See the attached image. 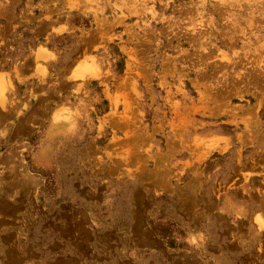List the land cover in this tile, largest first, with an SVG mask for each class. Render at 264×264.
I'll return each mask as SVG.
<instances>
[{
  "label": "rangeland",
  "instance_id": "374dc122",
  "mask_svg": "<svg viewBox=\"0 0 264 264\" xmlns=\"http://www.w3.org/2000/svg\"><path fill=\"white\" fill-rule=\"evenodd\" d=\"M0 74V264H264V0H0Z\"/></svg>",
  "mask_w": 264,
  "mask_h": 264
},
{
  "label": "crops",
  "instance_id": "0c3cea01",
  "mask_svg": "<svg viewBox=\"0 0 264 264\" xmlns=\"http://www.w3.org/2000/svg\"><path fill=\"white\" fill-rule=\"evenodd\" d=\"M13 68V66L12 68H9L8 74L3 77V80L7 89L6 96L8 101L16 99L17 102H19L18 99L24 98L25 93L27 92V85H32L38 81L33 74L36 64L33 62L31 68L26 67L25 71L21 70V72L26 73L25 77H17ZM30 69L32 74L29 72ZM28 99L29 92L27 101ZM32 102L33 100H30V102L27 103L29 104ZM19 108H21V106ZM0 110L2 111L1 108ZM6 110H8L9 113H17L18 111H14V109ZM16 115H12L11 119L0 125V137L8 138L12 131L19 126L21 117H17ZM254 182V176H251L248 179L244 178L241 180L240 186L221 193L216 200L218 213L229 218V220L232 218L246 219L251 215H253L254 220L255 215L259 213L264 222V185H261V183L255 184ZM248 196H252V198L249 199Z\"/></svg>",
  "mask_w": 264,
  "mask_h": 264
}]
</instances>
